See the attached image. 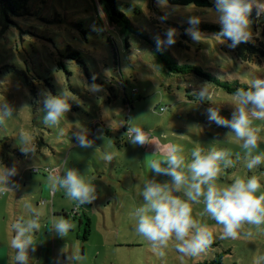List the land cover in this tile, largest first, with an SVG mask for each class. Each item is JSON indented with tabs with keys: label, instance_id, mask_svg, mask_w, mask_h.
I'll return each mask as SVG.
<instances>
[{
	"label": "rangeland",
	"instance_id": "rangeland-1",
	"mask_svg": "<svg viewBox=\"0 0 264 264\" xmlns=\"http://www.w3.org/2000/svg\"><path fill=\"white\" fill-rule=\"evenodd\" d=\"M210 1L209 6L168 3L162 8L156 0H115L126 20L110 22L100 0H25L17 13L8 9V17L0 18V103L10 102L17 109L28 106L0 125V165L15 166L18 173L13 177L18 187L0 193V264L3 254L10 257L5 264H14L10 226L15 219L28 218L27 203L42 214V230L35 238L32 255L47 239L65 241V252L71 244L73 252L85 257L80 264H206L214 257L224 264H255L257 257L264 255V226L256 229L245 225L239 238L222 240V226L200 215L202 202L192 204V215L207 225L216 239L211 249L197 257L180 254L174 239L160 256L159 249L135 232L136 221L130 215L143 202L140 192L145 181L153 178L143 161L155 146L156 159L163 157L169 144L183 145L186 160L198 146L242 151L241 142L226 135L230 129L208 120L211 106L219 108L221 116L231 118L235 104L231 92L192 70H170L190 64L231 84L264 79V55L240 62L227 46L229 42L215 36L218 31L214 26L219 25L214 22V0ZM259 2L264 4V0ZM165 11L171 14L160 23L157 18ZM253 11L256 14L255 8ZM193 15L201 20L199 42L184 34L186 21ZM261 15V22L249 18L253 39L256 36L264 44ZM168 27L177 29L176 43L157 51L154 37L159 34L163 39ZM74 51L77 55L70 56ZM93 75L103 87L95 94L85 85ZM203 83H209L213 94L207 102H199L191 94ZM45 90L53 95L65 91L70 97L71 111L57 127H46L42 122L41 93ZM129 117L137 118L135 124L151 134L154 145L128 143L124 134L127 125H120ZM256 125L261 129L260 149L264 150V121H256ZM83 129L89 139L98 135V129L103 130L105 138L95 139L96 150L76 145L72 133ZM24 132L32 137L30 144L36 145L35 156L21 151L19 137ZM105 152L113 153L111 163L104 160ZM54 167H58L57 174L66 167L85 174L95 184L97 199L77 208L62 191H52L47 177ZM250 175H256L264 185V166L249 172L244 160L223 170L217 185L225 187L237 177ZM155 179L170 181L167 176ZM184 191L181 188L174 194L185 198ZM74 208L77 214L71 212ZM84 212L89 218L86 237H82ZM53 214L75 224L66 239L49 231ZM249 230L253 235L244 234Z\"/></svg>",
	"mask_w": 264,
	"mask_h": 264
},
{
	"label": "clouds",
	"instance_id": "clouds-1",
	"mask_svg": "<svg viewBox=\"0 0 264 264\" xmlns=\"http://www.w3.org/2000/svg\"><path fill=\"white\" fill-rule=\"evenodd\" d=\"M158 6L168 7V0H156ZM214 22L220 30L215 36L224 41H230L228 47L235 49L241 44L250 43L253 40L252 21L250 16L253 8L257 16L264 14V4L259 0H214ZM171 12L165 11L157 19L165 23ZM188 27L184 34L194 42H199L202 33L199 30L201 23L199 16H189ZM98 30V29H93ZM178 31L174 27L165 30L164 38L159 34L154 37L157 51H163L176 43ZM95 75L91 82L85 81L89 92L95 94L103 91V87L95 82ZM203 83L194 88L191 94L199 102H207L213 95L207 85ZM231 95L235 99L231 118L227 119L220 115V109L209 107L207 109L208 120L218 127L230 129L226 135H234L240 141L242 151L233 152L229 148H208L202 146L191 150L190 160L184 156L185 148L180 144H169L164 149V155L160 159L154 158L155 151L145 158L146 167L153 174V178L147 179L140 195L143 202L135 207L130 215L135 219V232L151 242L154 248L160 250V256H164L163 249L167 248L170 240H175L176 250L189 257H197L205 253L215 243L216 237L207 225L202 224L192 215V204H204L201 216L207 215L217 224L222 226L219 238L222 240H235L241 235V229L245 226H255L260 229L264 226V192L256 175L247 178H235L232 183L225 187H219L217 181L223 170L235 167L244 160L249 172L264 166V150L260 149L261 129L256 121H264V79L251 78L247 88L238 87ZM75 97L74 94H72ZM42 111L45 113L42 122L46 127H57L66 114L71 111L69 94L63 91L59 95H53L50 91H43ZM210 104V103H209ZM211 105V104H210ZM27 105L19 109L10 102L0 103V125H3L9 117H15ZM161 111H166L161 108ZM137 118L129 117L122 121L120 127H126L129 137L128 143L136 146L154 145L151 134L141 126L135 124ZM98 135L89 139L86 130H77L72 133L76 145L80 148H95V139H104L103 130L98 129ZM63 132V129H61ZM114 142V139L111 138ZM32 137L27 133H21L19 143L21 151L35 156L36 145L31 143ZM97 148H95L96 150ZM103 158L111 163L114 155L105 152ZM67 165V160L64 161ZM15 166L0 165V193L13 192L18 185L13 177L16 176ZM157 176L170 177V181L159 182ZM52 191H62L67 199L73 201L77 208L92 204L97 199L94 183L85 178L77 169L66 167L62 174L56 170H50L47 177ZM184 188V197L179 193ZM259 193V194H258ZM28 210L27 219L18 218L11 223L12 238L9 247L13 250L14 264H30L29 251H35V238L42 230V214L31 204L24 205ZM49 231L66 239L75 228V224L62 215H51ZM253 235L252 231L244 233ZM63 260H57V264H80L84 255L79 251L65 252ZM255 264H264V255H259Z\"/></svg>",
	"mask_w": 264,
	"mask_h": 264
},
{
	"label": "trees",
	"instance_id": "trees-1",
	"mask_svg": "<svg viewBox=\"0 0 264 264\" xmlns=\"http://www.w3.org/2000/svg\"><path fill=\"white\" fill-rule=\"evenodd\" d=\"M25 3V0H0V18H7L8 12L7 10H11L14 13H17L18 7L22 6ZM100 3L102 5V9L104 10L107 18L110 20V22H118L121 20H126L125 15L116 7L115 0H100ZM168 3L171 4H179V5H185V4H194L197 6H209L211 5L210 0H168ZM262 15L257 16L254 11H252L251 19L253 22H261ZM214 28L219 31L220 28L217 26H214ZM256 39L252 40L250 43L241 44L235 49H232L233 55L236 59H238L240 62H247L254 60V56L259 57L260 54L264 55V44L262 40L258 37L254 36ZM230 43V41H228ZM77 55V52L74 51L70 54V56ZM171 71H187L192 70L194 73H196L199 76H203L207 79H211L213 82H215L217 85L224 88L227 92L233 93L238 87H244L247 88L249 86L246 82L241 81H234V84L229 83L227 80H221L205 71L200 69L197 66L194 65H175L171 67ZM63 212V211H62ZM83 233L82 237H86V234L89 230V218L84 213L83 214ZM206 264H224L218 257L212 258L209 262H206Z\"/></svg>",
	"mask_w": 264,
	"mask_h": 264
},
{
	"label": "crops",
	"instance_id": "crops-1",
	"mask_svg": "<svg viewBox=\"0 0 264 264\" xmlns=\"http://www.w3.org/2000/svg\"><path fill=\"white\" fill-rule=\"evenodd\" d=\"M61 211L64 212V210H61ZM77 213L78 211L75 214ZM80 219H81V216H79V220ZM39 245L40 247L38 248V252L36 255H32L31 251H29L30 264H57L58 259H60L61 261L63 260V256L65 253H63L62 250L66 248L65 241H61V240L58 241L57 239L56 240L47 239L46 242L41 243ZM69 250L74 251V249L71 248V244L69 246ZM5 255L6 254H3L2 256V264H5L8 258H10V257H7L6 259Z\"/></svg>",
	"mask_w": 264,
	"mask_h": 264
},
{
	"label": "built area",
	"instance_id": "built-area-1",
	"mask_svg": "<svg viewBox=\"0 0 264 264\" xmlns=\"http://www.w3.org/2000/svg\"><path fill=\"white\" fill-rule=\"evenodd\" d=\"M161 108H162V107H160V109H161ZM33 170L35 171V170H37V169L34 168ZM49 170H56V171H59V170H58V167H54L53 169H49ZM71 212H72L73 214H75V213L77 212V209L74 208L73 210H71Z\"/></svg>",
	"mask_w": 264,
	"mask_h": 264
}]
</instances>
